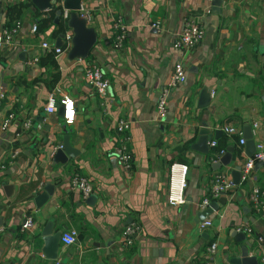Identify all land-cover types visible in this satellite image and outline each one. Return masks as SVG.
<instances>
[{"label":"crops","instance_id":"crops-1","mask_svg":"<svg viewBox=\"0 0 264 264\" xmlns=\"http://www.w3.org/2000/svg\"><path fill=\"white\" fill-rule=\"evenodd\" d=\"M18 5L15 17L20 27L0 48V121L8 110L16 113L7 128L0 125V264H193L204 259L211 242L217 243L212 264H235L230 258L240 253L241 245L264 264V217L249 198L257 186L264 200V165L256 162L254 179L243 181L240 176L238 183L231 172L247 157L239 141L243 126L250 127L255 143H264V0H220L219 5L212 0H81V11L97 38L88 55L78 59L66 55L70 43L64 36L71 34L70 28L54 33L62 14L59 19L53 15L42 30H31L52 6L40 10L32 0H0V33L10 7ZM114 18L124 27L119 46ZM187 18L197 19L204 35L191 48L180 50L173 41ZM60 34L64 49L55 54L57 67L38 63L46 50L31 62L40 43L55 46ZM178 60L186 79L170 91L166 114L159 117L160 88ZM90 62L97 63L109 80L105 97L84 75ZM54 72L58 79L50 86ZM205 86L210 99L199 106ZM51 90L58 98L66 95L72 100V122L65 121V106L63 115L58 105L55 112L45 111ZM27 119L31 123L25 128ZM119 119L130 123L129 169L116 154ZM202 125L212 135L206 152L193 145ZM226 126L237 130L228 132ZM65 134L75 155L54 163L52 154ZM224 134L232 160L215 168L212 163L225 150L215 156L213 148ZM173 161L188 166L186 201L181 205L167 202ZM216 172L228 175L232 186L211 198L216 208L201 217L207 206H200V201L209 195ZM75 173L90 181L92 200L91 193L85 196L71 186ZM47 182L54 185L53 193L37 207L34 196ZM26 216L32 224L22 228ZM205 219L211 223L201 227ZM47 220L53 222L52 231L74 228L77 233L76 243L60 242L56 259L42 253L41 230ZM129 223L138 231L124 247L121 231ZM236 231L244 238L238 239Z\"/></svg>","mask_w":264,"mask_h":264},{"label":"built area","instance_id":"built-area-1","mask_svg":"<svg viewBox=\"0 0 264 264\" xmlns=\"http://www.w3.org/2000/svg\"><path fill=\"white\" fill-rule=\"evenodd\" d=\"M68 11L65 9L62 12V17L66 18ZM113 27L116 29L115 36V45L119 46L121 41L124 38V27L121 23L120 18L113 19ZM153 26H158V22L152 23ZM18 27H20L19 21H16L14 26L11 28L5 27L0 33V48L4 45L10 43L13 39V35L17 32ZM33 32L36 31V24L31 26ZM204 35V29L201 23L195 18H187L184 20L183 27L181 31L176 35L173 41L175 48L180 50H187L191 48L196 43H198ZM65 43H70L71 34H65ZM64 48L61 46H54L47 41L40 43V49L38 53L32 57V61H36L39 53L44 50H53L56 54L63 51ZM38 55V56H37ZM84 75L88 82L92 85L95 91L102 97L107 96V90L109 86V80L104 75L101 67L95 63L90 62L84 67ZM186 79V72L184 64L181 60H178L174 63L173 68L170 72V75L167 81L161 86L160 92L156 101V112L159 117H164L167 111V100L170 91L179 86ZM58 103H63L66 108V113H64V118L66 122H72L74 118V109L73 102L69 99L68 96L63 95L58 98L55 90H51L48 93L45 111L48 113L55 112L57 109ZM1 104V103H0ZM16 113L13 110H8L0 121L2 129L7 128L10 123L15 118ZM31 123L30 119H27L24 123V127L28 128ZM130 123L126 119H119L115 123V129L119 133V145L116 146V154L121 162V164L129 169L132 162V153L127 147V134L126 130L128 129ZM224 129L228 132H234L237 130L234 126H226ZM239 141L244 143V138L240 137ZM211 144H215V141H211ZM222 152V151H221ZM261 162L264 165V143L256 142V150L252 155L247 156L241 166L240 176L241 180L254 179L252 174V169L256 162ZM187 170L188 166L184 162L173 161L169 165L168 169V192H167V202L170 205H181L186 201V184H187ZM70 184L72 187L77 188L82 191L86 196L93 191L90 181L83 175L75 173L70 179ZM232 186V181L224 172H216L211 179V186L209 195L204 197L200 201V206H208L210 199L218 196L220 193L228 190ZM250 201L252 206L260 211V214L264 217V200L262 199L261 191L257 186H253L250 192ZM211 221L205 219L200 223L201 227L210 225ZM32 224V218L26 216L23 223L21 224L22 228H28ZM247 228H244L246 230ZM3 231V226L0 224V233ZM138 231V226L134 223H129L125 225L121 231L120 242L124 247L130 246L134 240V235ZM60 242L64 245H69L77 242V233L74 228H69L63 230L60 234ZM217 249V243L211 242L206 247L205 257L202 261L193 264H212V258ZM264 260V257L262 258Z\"/></svg>","mask_w":264,"mask_h":264},{"label":"water","instance_id":"water-1","mask_svg":"<svg viewBox=\"0 0 264 264\" xmlns=\"http://www.w3.org/2000/svg\"><path fill=\"white\" fill-rule=\"evenodd\" d=\"M33 3L40 9L50 8L55 5L57 0H32ZM58 5L60 8L56 12L55 19H59L63 10H68V15L65 19V25L71 30L70 46L67 49L66 55L69 59L85 58L91 47L96 41L97 35L95 29L92 25L88 24V16L82 13L81 0H58ZM212 3L219 5L220 0H212ZM63 34H60L56 39V45L59 46L62 42ZM210 99L208 88L202 87L199 97L198 105L202 106L208 103ZM58 112L63 115L64 104H58ZM63 127H65L63 125ZM219 129H216L217 133ZM242 137L244 138L245 155L250 156L256 150V143L253 138L251 129L249 126H243ZM212 138V135L205 125L199 127V135L197 140L193 143L194 147L199 150L206 152L208 151V141ZM232 147H227L225 151L220 155V157L212 163L213 167L218 168L221 165H227L232 160ZM76 149L70 144L68 139V134L63 137V142L60 147H57L52 154V161L54 163H64L69 157L75 155ZM259 163H261L259 161ZM241 165L236 164L232 168L233 182L238 183L240 178ZM54 185L50 182L44 184L42 191L34 196V201L37 207L48 200L49 195L53 193ZM95 197L94 194L88 196L89 200ZM217 204L215 201H210L208 206L203 208L199 216H206L210 213L213 208H216ZM53 222L47 220L41 230V238L43 241L42 253L45 257L49 259H56L58 257L59 244H60V234L62 229H56L52 231ZM65 228V225H63ZM236 237L238 239L244 238V233L242 231H236ZM230 261L235 264H259L256 255H249L248 250L244 245L240 247V253L236 256H232ZM59 264H62L61 262Z\"/></svg>","mask_w":264,"mask_h":264},{"label":"trees","instance_id":"trees-1","mask_svg":"<svg viewBox=\"0 0 264 264\" xmlns=\"http://www.w3.org/2000/svg\"><path fill=\"white\" fill-rule=\"evenodd\" d=\"M21 4L23 6H26L27 3H21ZM19 8H20L19 5L10 7L9 12H8V15L10 17L8 18L7 23H6L7 28H11L12 26H14L15 21H16L15 13L16 14L18 13ZM59 8H60L59 5H53L50 8V13L48 16H40V18L36 22V30L39 31L45 28L46 26H48V23L52 20V18L54 17L53 15L56 14ZM65 26H66L65 21L63 20V18H60L59 21L57 22V28L54 30V33L57 34L58 32L63 31ZM55 54L56 53L53 50H46L39 56L38 63L41 65L48 66V68L57 67V62L55 60ZM50 77L51 79H50L49 85L52 86V84L58 79V74L54 72L50 75ZM227 145H228L227 136L225 134L220 135L216 139V145L213 148V153L215 154V156L220 154L221 151L225 150Z\"/></svg>","mask_w":264,"mask_h":264}]
</instances>
